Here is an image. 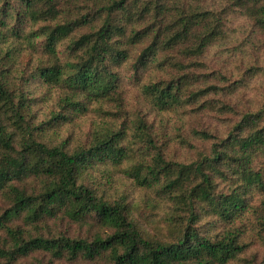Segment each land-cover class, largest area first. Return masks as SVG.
<instances>
[{
    "label": "trees",
    "instance_id": "16d2710c",
    "mask_svg": "<svg viewBox=\"0 0 264 264\" xmlns=\"http://www.w3.org/2000/svg\"><path fill=\"white\" fill-rule=\"evenodd\" d=\"M259 75L264 0H0V264H264Z\"/></svg>",
    "mask_w": 264,
    "mask_h": 264
},
{
    "label": "rangeland",
    "instance_id": "374dc122",
    "mask_svg": "<svg viewBox=\"0 0 264 264\" xmlns=\"http://www.w3.org/2000/svg\"><path fill=\"white\" fill-rule=\"evenodd\" d=\"M244 19L246 20V18L243 15L237 14L234 16V18L232 20V26H235V24H237V26H235V27L238 28V29L237 28L236 29L238 30L239 34L244 33L243 29H241V27L244 26V22H243ZM211 54H210V56H211ZM210 65L213 68L223 67L224 69L231 68L234 66V64H232L230 62H226L224 60V56L220 55L218 53L215 54L213 59L210 61ZM263 94H264V76L259 75L255 78L250 79L249 86L246 88L243 96L247 97V98L248 97H260Z\"/></svg>",
    "mask_w": 264,
    "mask_h": 264
}]
</instances>
